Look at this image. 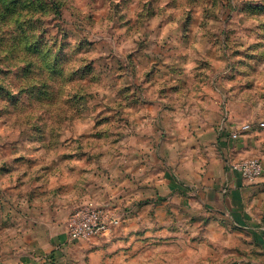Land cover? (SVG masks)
Segmentation results:
<instances>
[{
	"label": "clouds",
	"instance_id": "clouds-1",
	"mask_svg": "<svg viewBox=\"0 0 264 264\" xmlns=\"http://www.w3.org/2000/svg\"><path fill=\"white\" fill-rule=\"evenodd\" d=\"M46 2L78 55L0 65V264H264V0Z\"/></svg>",
	"mask_w": 264,
	"mask_h": 264
},
{
	"label": "rangeland",
	"instance_id": "rangeland-1",
	"mask_svg": "<svg viewBox=\"0 0 264 264\" xmlns=\"http://www.w3.org/2000/svg\"><path fill=\"white\" fill-rule=\"evenodd\" d=\"M122 3L127 5L131 0H122ZM175 3L176 0H172L170 6H175ZM52 12H56L57 16L66 14L61 12L56 4L49 7L46 0H0V57H2L0 65L6 63L14 65L18 55L21 52L24 54L27 67L22 72L23 79L17 77L21 95L25 90V82L40 80L47 88L45 78L48 73L54 71L53 65L58 64L63 75L78 55V50L64 44L61 39L62 31L55 30L60 26H52L53 21L47 19ZM188 19H191V13ZM13 33L16 35L13 36ZM12 74L11 67H0V77L6 79ZM0 102L14 107L16 111L20 109L19 103L14 100L11 91L3 83H0ZM9 107L0 108V116L12 115ZM11 147L0 146V150ZM19 162L29 163L24 157H21Z\"/></svg>",
	"mask_w": 264,
	"mask_h": 264
}]
</instances>
